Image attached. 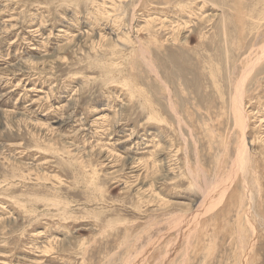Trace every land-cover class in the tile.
Here are the masks:
<instances>
[{
  "label": "rangeland",
  "instance_id": "rangeland-1",
  "mask_svg": "<svg viewBox=\"0 0 264 264\" xmlns=\"http://www.w3.org/2000/svg\"><path fill=\"white\" fill-rule=\"evenodd\" d=\"M0 264H264V0H0Z\"/></svg>",
  "mask_w": 264,
  "mask_h": 264
},
{
  "label": "bare ground",
  "instance_id": "bare-ground-1",
  "mask_svg": "<svg viewBox=\"0 0 264 264\" xmlns=\"http://www.w3.org/2000/svg\"><path fill=\"white\" fill-rule=\"evenodd\" d=\"M245 79H246V78H245ZM240 86H241V85H240ZM238 90H239V89H238ZM238 90H237V91H238ZM239 92H240V90H239ZM236 95H237V94H236ZM240 96H242V95H240V94L237 95L238 98H241ZM238 98H236V102H238V103H240V104L242 105V101H240ZM240 104H236L237 109H238V108H242Z\"/></svg>",
  "mask_w": 264,
  "mask_h": 264
}]
</instances>
